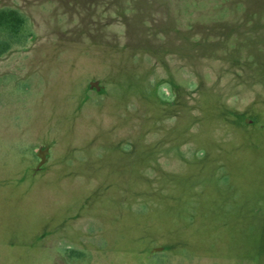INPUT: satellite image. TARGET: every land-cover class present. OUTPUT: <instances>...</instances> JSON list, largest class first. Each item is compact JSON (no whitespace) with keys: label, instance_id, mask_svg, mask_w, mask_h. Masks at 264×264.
<instances>
[{"label":"rangeland","instance_id":"1","mask_svg":"<svg viewBox=\"0 0 264 264\" xmlns=\"http://www.w3.org/2000/svg\"><path fill=\"white\" fill-rule=\"evenodd\" d=\"M0 264H264V0H0Z\"/></svg>","mask_w":264,"mask_h":264},{"label":"trees","instance_id":"2","mask_svg":"<svg viewBox=\"0 0 264 264\" xmlns=\"http://www.w3.org/2000/svg\"><path fill=\"white\" fill-rule=\"evenodd\" d=\"M25 23V17L16 9L0 10V28L6 30L12 39H17ZM9 47V42H0V52H4Z\"/></svg>","mask_w":264,"mask_h":264}]
</instances>
